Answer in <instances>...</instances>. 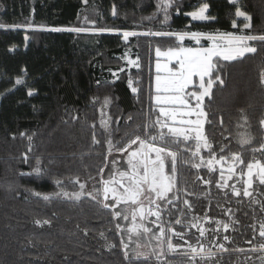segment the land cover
<instances>
[{
	"label": "trees",
	"instance_id": "1",
	"mask_svg": "<svg viewBox=\"0 0 264 264\" xmlns=\"http://www.w3.org/2000/svg\"><path fill=\"white\" fill-rule=\"evenodd\" d=\"M202 2L175 0L173 8L167 9V23L162 24L158 22L164 18L158 7L161 0H0V264H127L124 252L133 253V248L125 249L112 207H103L107 203L103 200L104 181L126 168L128 151L116 148L135 139L137 131L143 138L144 126L159 115L153 100L157 47L166 50L192 43L184 40L182 44L175 36L151 35L130 36L125 41L123 32L264 35V0H239L237 6L250 18L247 29L229 0H207L213 19L193 21L186 14L196 11ZM153 14H158L156 19H148ZM29 22L44 29L80 27L88 31L28 30L23 26ZM253 47L255 53L220 61L223 83L217 81L211 97L204 98L211 123L206 121L203 130L211 150L201 148L193 157V141L188 142L189 151H184L183 143L172 146L180 153L173 189L176 199L174 205L166 203L161 208L164 223L159 220V226L165 229V241L181 247L168 252L165 245L160 261L149 256L151 264H185V240L211 251V264H261L264 185L253 179L256 191L249 189L251 197L242 192L240 197L231 195L235 179L239 180L235 186L242 190L241 172H246L253 156L264 163L261 154L253 152L264 143V47L258 41ZM126 52L135 59V67L125 66ZM17 78L26 86L15 85ZM29 91L35 95L29 97ZM109 139L115 145L111 153ZM245 139L251 142L242 143ZM232 154L240 155L245 163L235 165L236 178L228 181V187L218 188L219 167L230 166ZM222 156L226 157L223 162ZM201 158L213 161L212 171L207 163L192 167L182 162L190 159L200 164ZM37 160L46 169L41 177L32 174ZM166 170L170 174V158ZM56 180L62 182L60 187ZM207 180L212 183H205ZM34 191L83 194L79 200L54 197L44 201ZM185 199L191 207L183 204ZM44 220L49 223H42ZM223 224L229 225L227 232ZM169 227L183 231L184 240L167 232ZM225 235L230 243L222 239ZM221 243L243 251L220 252L217 245ZM253 248L257 251H250ZM196 264L204 262L198 257Z\"/></svg>",
	"mask_w": 264,
	"mask_h": 264
},
{
	"label": "snow or ice",
	"instance_id": "2",
	"mask_svg": "<svg viewBox=\"0 0 264 264\" xmlns=\"http://www.w3.org/2000/svg\"><path fill=\"white\" fill-rule=\"evenodd\" d=\"M87 3V0H85ZM229 3L236 7L235 15L237 17H243V29H247L250 27L249 17L245 15L243 11L239 9L237 6L239 0H229ZM175 4V0H168L167 3H164L161 0V3L158 4L159 9L164 12V18L162 21H158L162 24H166L170 13L167 9L173 8ZM198 8L197 11H192L187 13L186 15H190L193 21H206L213 19L211 17V13L208 11L209 4L207 0H203V2L196 6ZM176 11H179L177 6ZM113 16L117 15L115 8H113L112 12ZM158 14H153V16L148 17V19L153 20L156 19ZM85 22H88V18L85 17ZM3 27V25H0ZM15 27V26H13ZM25 27L28 30H49V31H68L81 33L88 31L86 28L74 27V28H52V29H44L41 25H35L32 22L25 24ZM233 27L236 28L237 25L233 23ZM103 31V29H101ZM136 35H151V36H175L176 39L180 42L184 41L185 37H189L191 40L196 41L197 44L200 43L202 33L199 32H191V31H183L180 33H173L171 31H152V32H123L124 40L127 41L130 36ZM27 40L28 37H25ZM207 40L212 41V46H201V47H183L180 45H175L168 47L166 50H161L159 47L156 49V56L164 57L167 60V63L161 65L159 62L156 64V71L158 73L156 77V97L155 103L159 106V115L151 124H146L144 126V131L142 133L143 138H141V133L137 131L134 133L135 139L129 138V140L116 148L119 152H126L131 148V145L137 144L138 149L131 151L128 158V164L130 166V173L128 174V183L126 185L122 184L121 187L123 191L121 193H117V190L114 187H110L111 184L118 183L115 180L104 181L103 193L105 200L108 198V194L111 192L114 195V198L117 203L119 202H131L132 204L137 205L139 208V212L141 216L150 215L155 216L157 220H160L161 223H164L161 220V206L157 204L156 201H165L167 204H175L176 193H173V189L176 188V171H177V158L180 155L179 152L173 150V145H178L183 143L185 145L184 151L190 150L189 141L194 142L195 151L192 152V156L195 157L199 155L201 148H208L211 150V144L208 142L207 137L204 134L203 126L204 123L208 121V113L204 110V98L211 97L213 86L219 81L221 84L223 80H221L219 75V69L224 67L223 64L220 63L223 61H232L236 60L240 57H243L246 53H255L257 51L256 47L250 46L249 41H258L261 44V47H264V35H233L231 33L220 34L217 32L215 35H207ZM175 61L176 67L170 68L169 63ZM164 71L167 75L164 78H161L159 73ZM115 75V73H113ZM197 77L198 82H194L193 78ZM15 85L17 86H26L25 81L17 78L15 80ZM131 86V82H130ZM190 91H186V89H190ZM132 91L135 93L136 88H132ZM28 96L31 97L35 95L34 92L29 91ZM193 101L195 103H193ZM107 103V101H105ZM194 117V119H193ZM131 119V116H129ZM264 124V121H261ZM102 126L105 128L107 124L105 121H101ZM167 129V132L164 131ZM24 133H21L23 136ZM29 141H31L32 137H28ZM96 143L99 141L95 140V136L93 137ZM109 145V153H111L113 145L111 139L108 141ZM250 139H245L242 143H250ZM31 150V149H29ZM221 152L224 151L222 147L220 149ZM230 151V150H229ZM253 152H259L261 154V158L264 159V143H261L260 147L254 148ZM211 154V152H210ZM170 158V174L166 173V162ZM221 162L225 161L226 157H221ZM232 164L227 168V177L225 176V170L221 169L220 171V181L217 182L218 188H226L228 187L227 181L230 180L235 172L236 164H244L245 161L238 154L231 155ZM27 163V157H25L24 161ZM183 163H190L192 167H200L201 165L207 163L209 171H212L213 161L209 160L207 162L201 158L200 164L194 163L192 160H184ZM115 163V161H113ZM41 162L37 160L36 165L33 167V173L37 177H41L46 174V169L40 167ZM247 172L246 175L248 177L247 180L243 181V188H236L235 184L231 185V195L240 197L241 192L244 197H251L253 195V176L258 178L259 184L264 185V163L257 160L255 156L252 158L251 163L246 164ZM255 170V171H254ZM103 167L100 168L99 172L103 173ZM21 175H26L21 173ZM121 177L125 175L124 173L120 174ZM245 175L242 171L241 176ZM57 187H60L62 182L60 180L55 181ZM205 183H212L211 180L205 181ZM81 190L84 189V185H80ZM249 189H253V191H249ZM179 191V190H177ZM169 193H173L172 196H169ZM33 195L43 199L44 201H50L54 197H64L68 199H76L79 200L81 192L76 193H68L66 191L61 192H53L51 194L33 192ZM225 196H228V193L225 192ZM143 197V199H140ZM147 200L148 203L156 204V210L154 211L151 207L145 213V209L142 207L143 201ZM183 204L189 207V201L187 199L183 200ZM103 207L105 209L110 208L111 205L108 203H104ZM264 210V207H262ZM229 211H231L229 209ZM114 216L118 217L119 213H113ZM127 217H125L126 219ZM135 219V216H134ZM36 223H41V221H36ZM42 223H49L48 220H44ZM176 224H180V220L175 221ZM224 231L227 232L229 229L228 224L222 225ZM119 227V225H117ZM159 235L155 231L152 232V237H154L157 241H161L162 237H165V229L158 225ZM136 231L137 235L147 234L149 229L147 227H137L134 225V228L130 231ZM218 231V228L215 230ZM167 232L172 233L174 236L178 237L181 240H184L185 233L183 231L176 232L173 228L169 227ZM200 236H204L205 232L203 229H199ZM103 236V233H101ZM259 235L264 237V223L261 224ZM199 239V238H197ZM222 239L224 241L231 242L228 236H223ZM185 244L188 245L187 250L183 253L188 257V260L185 264H196L197 258L199 257L201 262L204 264H211L214 254L211 251L205 252L203 244H200L199 248L193 247L187 240L184 241ZM140 247L141 245H137ZM110 247H115V245H111ZM180 245H174L171 240L167 241V249L168 252H175ZM220 252H229V251H243V249H229L225 244L221 243L217 245ZM127 245H125V249ZM264 252V245H262L259 249ZM250 251H257L256 248L251 249ZM154 256L156 261H160V257L164 255L163 249L160 252H156L155 250L150 254ZM124 258L127 261V264H136L137 261H144L147 264H151L150 257L147 255H143L141 253H129L127 251L124 252ZM251 259V257H249ZM261 264H264V257H260Z\"/></svg>",
	"mask_w": 264,
	"mask_h": 264
},
{
	"label": "rangeland",
	"instance_id": "3",
	"mask_svg": "<svg viewBox=\"0 0 264 264\" xmlns=\"http://www.w3.org/2000/svg\"><path fill=\"white\" fill-rule=\"evenodd\" d=\"M198 10V9H197ZM196 10V11H197ZM190 16V15H189ZM191 17V16H190ZM184 40H189L191 41V45L190 46H185L182 45L183 47H201V46H207V47H211L212 46V41H209L206 39V37L201 36L200 39V43L197 44L196 41L191 40L189 37H185ZM183 44V41L181 42ZM251 46V45H250ZM157 60L155 61V78L153 81V90L155 91V95L153 97V100L155 102V97L157 95L156 93V77L158 75L157 71H156V64L159 62L161 65L167 63L166 58L164 57H157ZM123 61L125 63V66L128 68H133L136 66V61L134 58H132L129 54V52H126L124 54V58ZM176 62L173 61L171 63H169V67L170 68H175ZM159 75L161 76V78H164L167 74L162 70ZM194 82L198 81L197 77L193 78ZM187 90V89H186ZM193 103H195L193 101ZM194 119V118H193ZM138 149V143L135 144L131 149L128 150V152H126L125 154V164H126V168L124 170L119 171V173L116 175V177H114L112 180L117 181L118 183L115 184H111L110 187H114L117 190V193H121L123 191L121 185L124 184L126 185L128 183V174L130 173V166L128 164V158H129V154L131 151L137 150ZM167 163L166 162V169H167ZM231 165V164H230ZM229 166H221L219 167L220 171L221 169L225 170V176L227 177V168ZM255 171V170H254ZM247 172V170H246ZM244 175V181L248 179L247 175ZM121 173H124L125 175L123 176V178L121 177ZM167 173V170H166ZM234 177V174L233 176ZM236 178V177H234ZM256 179L258 180V178L256 176H253L252 180ZM230 181V180H228ZM227 181V183H228ZM239 180H234L233 184L237 185ZM244 186V184H243ZM104 187V186H103ZM237 188V187H236ZM169 196H172V193H169ZM140 199H143V197H141ZM103 200L105 202H107L108 204L111 205L112 209L114 210L115 213H119V216L116 217L117 218V222L119 225V232H121L120 234H122V239H124L125 244L127 245V248L129 249V246L132 249L133 253H141L143 255H147V256H151L150 254L155 250L156 252H160L161 249H163L164 255H165V249L167 245V241L164 240V237L161 238V241H157L154 237H152V232L155 231L157 233V235H159V229H158V225H159V220L156 219L155 216H150V215H143L141 216V213L139 212V208L137 207V205L132 204L130 201L125 203V202H119L117 203L113 193H109L108 194V198L105 200L104 198V193H103ZM157 204H160L161 208L166 204L165 201H156ZM142 207L145 209V213H147V210L151 207L154 211L156 210V204H149L147 200L143 201V205ZM135 216V219H134ZM125 217H127L125 219ZM134 225L137 227H147L149 229V232L147 234H143V235H137L136 231H130L134 228ZM141 245L140 247H138L137 245ZM163 256V255H162ZM161 256V257H162Z\"/></svg>",
	"mask_w": 264,
	"mask_h": 264
},
{
	"label": "built area",
	"instance_id": "4",
	"mask_svg": "<svg viewBox=\"0 0 264 264\" xmlns=\"http://www.w3.org/2000/svg\"><path fill=\"white\" fill-rule=\"evenodd\" d=\"M219 33H220V34H226V33H222V32H219ZM202 34H203L202 36L207 37V35H209V34H211V35H215L216 33H202ZM233 35H237V36H239V35H255V34H244V33H241V34H233ZM256 36H259V35H256ZM248 43H249L251 46H253L254 43H255V41H249ZM261 80H262V85H263V87H264V71H263V73H262Z\"/></svg>",
	"mask_w": 264,
	"mask_h": 264
},
{
	"label": "crops",
	"instance_id": "5",
	"mask_svg": "<svg viewBox=\"0 0 264 264\" xmlns=\"http://www.w3.org/2000/svg\"><path fill=\"white\" fill-rule=\"evenodd\" d=\"M196 82H198V81H196Z\"/></svg>",
	"mask_w": 264,
	"mask_h": 264
}]
</instances>
